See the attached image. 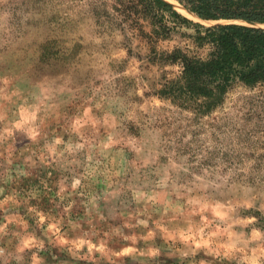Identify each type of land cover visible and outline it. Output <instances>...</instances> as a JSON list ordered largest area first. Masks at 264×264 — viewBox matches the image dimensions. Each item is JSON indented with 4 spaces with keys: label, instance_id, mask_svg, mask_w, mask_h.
<instances>
[{
    "label": "rangeland",
    "instance_id": "obj_1",
    "mask_svg": "<svg viewBox=\"0 0 264 264\" xmlns=\"http://www.w3.org/2000/svg\"><path fill=\"white\" fill-rule=\"evenodd\" d=\"M126 9L0 0V264H264V84L160 96L187 37Z\"/></svg>",
    "mask_w": 264,
    "mask_h": 264
},
{
    "label": "trees",
    "instance_id": "obj_2",
    "mask_svg": "<svg viewBox=\"0 0 264 264\" xmlns=\"http://www.w3.org/2000/svg\"><path fill=\"white\" fill-rule=\"evenodd\" d=\"M123 1L128 17L130 8L142 11L146 22L139 31L151 52L157 54V43L174 33L187 37L184 45L160 53L166 61L180 65L179 74L159 87L160 96L206 114L220 105L235 83L264 84V26L233 22L264 23V0H176L202 20L224 21L211 25L185 16L167 0ZM182 28L192 31L185 33ZM191 47L207 51L198 54Z\"/></svg>",
    "mask_w": 264,
    "mask_h": 264
},
{
    "label": "water",
    "instance_id": "obj_3",
    "mask_svg": "<svg viewBox=\"0 0 264 264\" xmlns=\"http://www.w3.org/2000/svg\"><path fill=\"white\" fill-rule=\"evenodd\" d=\"M192 13H194V12H192ZM195 15L197 16V14H195ZM197 17L201 20V18L199 16H197ZM204 21H207V20H204ZM215 22L219 23V22H224V21L218 20V21H215ZM233 22H242V23L251 24V25L264 26V23L252 22V21H248V20H233Z\"/></svg>",
    "mask_w": 264,
    "mask_h": 264
},
{
    "label": "bare ground",
    "instance_id": "obj_4",
    "mask_svg": "<svg viewBox=\"0 0 264 264\" xmlns=\"http://www.w3.org/2000/svg\"><path fill=\"white\" fill-rule=\"evenodd\" d=\"M169 1L172 5H174V7H177L180 11H182L185 14L188 13H192L191 11H189L188 9L182 7V5H180L177 1L175 0H167ZM190 15V14H189ZM192 15L196 16L194 13H192ZM197 17V16H196ZM198 18V17H197ZM202 20V19H201Z\"/></svg>",
    "mask_w": 264,
    "mask_h": 264
}]
</instances>
